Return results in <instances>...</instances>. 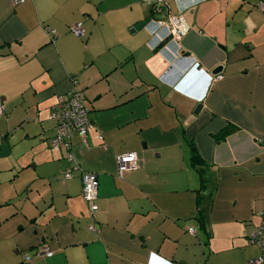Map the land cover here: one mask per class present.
Here are the masks:
<instances>
[{
	"label": "crops",
	"instance_id": "0c3cea01",
	"mask_svg": "<svg viewBox=\"0 0 264 264\" xmlns=\"http://www.w3.org/2000/svg\"><path fill=\"white\" fill-rule=\"evenodd\" d=\"M259 1L0 0V264L264 258V246L247 243L260 224L264 243ZM176 15L178 39L167 24ZM75 88L91 128L68 152L51 147L48 116ZM125 153L138 163L119 177ZM82 172L97 177L93 215Z\"/></svg>",
	"mask_w": 264,
	"mask_h": 264
},
{
	"label": "built area",
	"instance_id": "2783aa9c",
	"mask_svg": "<svg viewBox=\"0 0 264 264\" xmlns=\"http://www.w3.org/2000/svg\"><path fill=\"white\" fill-rule=\"evenodd\" d=\"M24 0H13V4L17 5ZM258 6L264 11V0L258 2ZM168 30L172 38L178 39L184 29L181 28V19L178 15L168 16ZM70 32L78 39L84 36L81 23H76L70 27ZM48 33L54 38L56 36L54 31L48 30ZM4 113V108L0 102V116ZM49 120L55 123V134L51 140V147L64 148L66 151H70V138L72 135L77 134L82 139L86 137L87 131L91 128V122L89 121L88 111L84 104V98L82 94L75 88L72 89L66 96L59 97L55 105L51 107V111L48 116ZM68 158L71 159L70 154ZM138 158L135 153H125L117 157V175L123 177L124 174L136 169ZM72 174L67 171L63 175V179H71ZM81 182V196L88 206V210L91 215L98 211L96 204L97 200V177L91 173L82 172L80 174ZM89 231H95L93 225L88 227ZM193 233V229L188 230ZM263 224H260L257 229L251 232L247 237V243L250 245H257L260 249L263 248ZM41 254L50 256V252L47 248L40 250ZM28 260V257H25ZM247 264H264L263 257H257L250 260Z\"/></svg>",
	"mask_w": 264,
	"mask_h": 264
},
{
	"label": "trees",
	"instance_id": "16d2710c",
	"mask_svg": "<svg viewBox=\"0 0 264 264\" xmlns=\"http://www.w3.org/2000/svg\"><path fill=\"white\" fill-rule=\"evenodd\" d=\"M190 151H191V155H190V157H191V161H192V163L193 164H197V163H199V157H198V155L196 154V152L194 151V148L193 147H191L190 148ZM197 172H198V174L200 175V178H201V184H202V186H204V182H205V179H204V170L203 169H198L197 170ZM198 203V202H197ZM201 212V210L199 211V213ZM200 219V218H199ZM201 220V219H200Z\"/></svg>",
	"mask_w": 264,
	"mask_h": 264
},
{
	"label": "water",
	"instance_id": "95a60500",
	"mask_svg": "<svg viewBox=\"0 0 264 264\" xmlns=\"http://www.w3.org/2000/svg\"><path fill=\"white\" fill-rule=\"evenodd\" d=\"M146 24V22H140V23H138V24H136L134 27H133V29L131 30V32H134L135 30H138L139 28H141V27H143L144 25ZM220 70H221V68L220 67H217V68H215L213 71H212V75H216V74H218L219 72H220ZM200 108V106L196 109V112H197V110ZM195 112V113H196Z\"/></svg>",
	"mask_w": 264,
	"mask_h": 264
}]
</instances>
